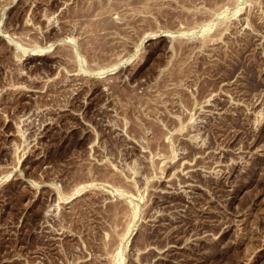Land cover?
I'll use <instances>...</instances> for the list:
<instances>
[{
  "label": "rangeland",
  "instance_id": "obj_1",
  "mask_svg": "<svg viewBox=\"0 0 264 264\" xmlns=\"http://www.w3.org/2000/svg\"><path fill=\"white\" fill-rule=\"evenodd\" d=\"M0 264H264V0H0Z\"/></svg>",
  "mask_w": 264,
  "mask_h": 264
}]
</instances>
